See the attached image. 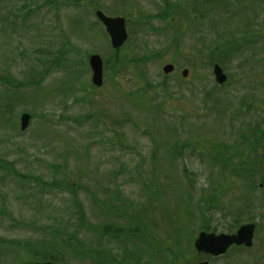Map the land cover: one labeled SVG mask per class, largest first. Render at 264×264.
Segmentation results:
<instances>
[{
	"label": "rangeland",
	"instance_id": "obj_1",
	"mask_svg": "<svg viewBox=\"0 0 264 264\" xmlns=\"http://www.w3.org/2000/svg\"><path fill=\"white\" fill-rule=\"evenodd\" d=\"M163 1L0 0V158L27 176L17 178L0 168V264L32 262L21 244L40 246L50 240L49 229L54 235L71 231L74 197L87 218L88 226L78 228L86 248L97 239L92 226L106 221L119 229L137 227L135 235L143 232L144 241L123 234L102 238L104 251L126 263L264 264V205L259 203L264 202V181L258 173L251 186L228 167L240 156L229 145L243 127L264 116V103L249 111L244 107L253 86L264 85V66L248 62V53L235 54L228 65H220L227 78L216 86L213 63L194 59V47L200 44L195 37L202 34L195 25L174 18L167 27L157 17L135 25V17L158 12ZM170 1L181 8L195 2ZM230 2L228 7L234 5ZM95 9L135 15L129 17L128 39L118 49L110 46ZM261 10L257 8L258 16ZM252 15L250 10L240 17L206 12L201 30L214 33L211 21L219 32L227 26L238 29ZM175 29L184 31L176 34ZM91 53L108 60L96 88L90 79ZM114 56L120 60L116 68ZM131 57L146 58L136 64ZM167 62L174 69L164 73ZM162 80L165 87L154 90L153 84ZM257 95L264 97V88ZM22 112L30 114L23 130ZM30 176L72 182L74 189L43 187ZM112 195L126 202L124 217L118 208L108 207V216L101 210L103 202L117 201ZM146 195L152 202L145 203ZM162 212L172 216L173 232ZM236 213H244L240 224H256L249 249L232 245L239 247L211 258L195 250L193 240L201 229L229 232ZM65 258L92 264L95 255L67 252Z\"/></svg>",
	"mask_w": 264,
	"mask_h": 264
},
{
	"label": "trees",
	"instance_id": "obj_2",
	"mask_svg": "<svg viewBox=\"0 0 264 264\" xmlns=\"http://www.w3.org/2000/svg\"><path fill=\"white\" fill-rule=\"evenodd\" d=\"M73 3L79 2V0H71ZM170 0H164L163 1V7L161 10H159L156 13H150V14H140L138 17H135L133 13L125 15L127 19V24L128 21H132L129 19V17L134 18V23L136 26H143L145 23H147L148 19L157 17L159 19H162L165 21L166 26L169 27L170 22L174 19L177 18L179 20L183 19L185 20V24L188 26L195 25L197 29H200L201 33L195 39H198L200 42L199 46L198 44L195 45L194 47V59L196 60H202V63H207V64H212V63H218L220 65H228L231 59L235 56V54H241L243 56H246L248 53V62H255L260 64L261 66H264V0H248V5L246 3V0H232L234 5L231 7H228L231 5V0H195L194 3H191V6H187V8H181L177 5V3L170 1ZM240 4V5H238ZM250 6V7H249ZM216 8V13H214L213 9ZM229 8L232 9V12H229ZM257 8L263 9L261 10L262 12L258 16L257 13ZM237 9V10H235ZM250 10L253 15L252 17L248 16V19H244L245 24H240L238 29H234L231 26H227L224 30L219 32L213 24L214 22H210L212 24V30L210 35H204L202 27L204 26V22L206 19V12H211L213 14L219 15L220 17L222 16V13H227V15H232L235 17H240L239 15L248 12ZM208 14V13H207ZM248 14V13H247ZM151 20V19H150ZM144 23V24H142ZM149 23V22H148ZM182 24V22H181ZM248 24V25H247ZM183 25V24H182ZM248 26V28H247ZM176 31V32H175ZM176 34H181L184 30H176ZM175 34V36H176ZM190 35L192 33L190 32ZM193 35L192 37H194ZM248 36V38H247ZM225 38L223 42H217V39ZM242 40L238 42L239 39ZM210 41V42H209ZM118 49V48H117ZM155 55V54H153ZM115 57V58H114ZM112 57L111 59L113 60L114 58V63L112 65L114 68L118 67L117 65L118 62L116 60V56ZM153 57V56H152ZM146 57H131L130 60L133 63L139 64V61H144ZM105 61V62H104ZM108 60H103V64L107 63ZM59 63L61 60L58 61ZM57 64V62L55 63ZM122 65V64H120ZM117 70L113 72V76L116 75ZM259 79V77H258ZM261 80V79H260ZM39 80L31 81V82H38ZM220 85L218 83L215 84ZM264 86V85H263ZM263 86H253V93H251V98L247 102L244 103V107H246L249 110L260 108L261 104L264 103V97H259L257 95V92L259 90H262L264 87ZM93 88H96L95 86L92 85ZM154 90L156 89H163L165 87V82L158 81L156 85L153 84ZM11 109L8 108V112ZM2 116V115H1ZM8 126L12 124V119L10 118L9 120L6 119V123ZM243 131H241L238 134L237 141L233 142L230 146V149L236 148L235 153H239L240 156L236 162H233V165L231 163V166L228 165L230 168L231 173H235L237 176L240 177V179H246L248 178V181L251 183V186H254L255 184V175L259 173L260 180L264 181V116L261 118L257 119L255 122H252L250 124H247V126L243 127ZM237 145V147H236ZM240 148L239 150H237ZM236 154H233V156ZM222 167L227 168L226 164L221 165ZM0 168L6 169V173L12 174L13 176L17 178H27V176H24L20 172H18L12 161L6 160V159H1L0 158ZM1 171V170H0ZM245 171H247V174L245 175ZM0 177H4V175L1 174ZM30 179H33L37 183L42 184V186H59L60 189L62 190H69V189H74V183L66 181L65 183L53 179L52 181H43L39 180V178H36L34 176H30ZM212 180V177H210ZM62 182V183H61ZM41 192V191H40ZM1 196V193H0ZM72 196H74V193L72 192ZM113 196V195H112ZM113 198H116L117 201H114L112 204H109L108 202H103L102 205V211L106 216L108 214L106 211H108V207L111 208H118L119 212L122 211V214L120 213L121 217H124L125 215V208H126V202L124 199H121L118 196H113ZM75 203H76V210L74 211L75 215V220L76 222L75 227L72 228L71 231H65V232H60L57 235L52 234V230L49 229L50 233V240H44L41 241V245H37L34 247L33 245L31 246L30 244H21V246H24V249L26 250L27 253H29V257L32 260L30 261H19L14 264H36L37 262H45V261H50L52 264H87L77 261V263H70L72 262L71 260H74L73 258H70L66 260L65 256L67 252H71V255H77V257L83 256L86 251H92L93 255H95L94 261L92 264H130L126 263L125 259L123 260L121 257H117L111 253L108 254L107 251H104L105 249L103 248V242H104V236H107L108 238L113 236V238H120L118 237L120 234H123L124 238H131L133 236L140 238L139 240L144 241V235L143 232L141 231L138 233V235H135L134 232L137 231V227H130V228H123L119 229L116 225L107 223L102 224H97L95 227L92 226L93 228L97 229V239L94 242V244L90 247H85L83 246L82 240H80V237L78 235V231L80 227L83 226H88L87 224V218L85 216V211L83 210V207L79 200L74 197ZM152 197L146 195V202L145 203H150L152 202ZM119 201V202H118ZM111 202V201H110ZM210 202V200H209ZM209 202H206L205 204L208 205ZM261 205H264L262 201L259 202ZM102 204V202H101ZM153 205V204H152ZM106 208V210L104 208ZM154 207V205H153ZM239 208V207H238ZM242 208V207H240ZM248 206L244 207L243 209H247ZM219 210V209H216ZM70 215V219L71 216ZM152 215V213L149 211L148 215ZM166 214V215H165ZM162 212V219H165V221L169 220V224L171 227V232H173V219L172 216H170L167 213ZM204 214V213H203ZM243 214V215H242ZM157 215V214H156ZM156 215L154 214V222L157 223ZM242 216V217H241ZM109 218V217H108ZM245 219L244 213H236L234 218L232 219V223L228 225V230L229 232H232L233 230L236 229L238 225H240V220ZM69 219V220H70ZM68 220V223L70 221ZM107 220V218H106ZM72 221V219H71ZM256 226V224H255ZM46 227H43V229ZM235 228V229H233ZM145 229V228H143ZM205 229V227H204ZM201 229V230H204ZM126 238V239H127ZM12 243H17L15 241H12ZM236 247V246H232ZM239 247V246H237ZM236 247V249H238ZM242 247L240 249H249ZM176 252L173 251V254ZM173 257L177 258V255H173ZM210 257V256H209ZM211 258V257H210ZM65 262H64V261ZM190 264H195V261L189 262ZM134 264H144L143 262L134 263Z\"/></svg>",
	"mask_w": 264,
	"mask_h": 264
},
{
	"label": "water",
	"instance_id": "obj_3",
	"mask_svg": "<svg viewBox=\"0 0 264 264\" xmlns=\"http://www.w3.org/2000/svg\"><path fill=\"white\" fill-rule=\"evenodd\" d=\"M94 14L104 27L109 43L112 48L120 47L127 38L125 18L122 15H107L100 9H95ZM88 65L91 70V83L100 86L103 80V60L98 53H91L88 56ZM172 63L167 62L162 65V71L169 73L173 70ZM187 68L181 71L182 76L187 75ZM212 73L215 82L221 84L226 80V74L218 63H213ZM30 114L22 112L19 117V127L25 129ZM255 224L253 222H244L240 224L234 232H213L200 230L193 240V246L196 251L209 254L211 256H220L224 254L231 245H243L249 247L253 242ZM36 264H52L50 261L37 262ZM198 264H208L207 260H201Z\"/></svg>",
	"mask_w": 264,
	"mask_h": 264
},
{
	"label": "flooded vegetation",
	"instance_id": "obj_4",
	"mask_svg": "<svg viewBox=\"0 0 264 264\" xmlns=\"http://www.w3.org/2000/svg\"><path fill=\"white\" fill-rule=\"evenodd\" d=\"M262 185V182H259V186H261Z\"/></svg>",
	"mask_w": 264,
	"mask_h": 264
}]
</instances>
